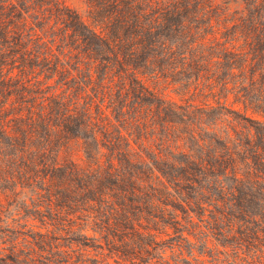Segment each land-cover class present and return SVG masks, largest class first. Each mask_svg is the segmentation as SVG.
Returning <instances> with one entry per match:
<instances>
[{
	"label": "trees",
	"instance_id": "obj_1",
	"mask_svg": "<svg viewBox=\"0 0 264 264\" xmlns=\"http://www.w3.org/2000/svg\"><path fill=\"white\" fill-rule=\"evenodd\" d=\"M85 5L0 0V264H264V0Z\"/></svg>",
	"mask_w": 264,
	"mask_h": 264
},
{
	"label": "rangeland",
	"instance_id": "obj_2",
	"mask_svg": "<svg viewBox=\"0 0 264 264\" xmlns=\"http://www.w3.org/2000/svg\"><path fill=\"white\" fill-rule=\"evenodd\" d=\"M69 6L75 9L82 16L86 15V5L85 0H64ZM215 4L219 5L223 2V0H212ZM168 99H172L174 101H180L182 98L180 96L175 95L170 90H166L163 93ZM11 218L17 219L16 215H13ZM11 220V219H10ZM12 224V220L10 222ZM170 233H172L170 231ZM89 235H92L91 231H88ZM173 236V235H171ZM163 239H167V237H162ZM192 243H195V240L190 237L189 238ZM198 245V244H197ZM209 249H213L212 255H215L218 252L219 261L213 262L212 256H209L207 253L201 254L198 249H193L192 254L188 253V250L184 247L175 246L174 248H167L163 257L166 262L169 264H245L239 260H233L232 258H226L229 252H225L222 248H215V246L208 245ZM207 251V250H205ZM89 257L93 256L94 252L90 251ZM216 257V256H215ZM252 264H255L252 262Z\"/></svg>",
	"mask_w": 264,
	"mask_h": 264
}]
</instances>
